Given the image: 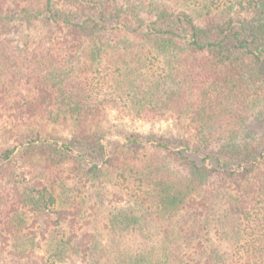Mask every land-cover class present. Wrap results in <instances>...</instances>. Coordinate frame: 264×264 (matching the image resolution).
Listing matches in <instances>:
<instances>
[{
  "label": "trees",
  "instance_id": "obj_1",
  "mask_svg": "<svg viewBox=\"0 0 264 264\" xmlns=\"http://www.w3.org/2000/svg\"><path fill=\"white\" fill-rule=\"evenodd\" d=\"M35 21L89 51L111 94L64 111L29 73L1 98L25 129L0 150V264H264V0H0V33ZM103 103L189 125L111 134Z\"/></svg>",
  "mask_w": 264,
  "mask_h": 264
},
{
  "label": "rangeland",
  "instance_id": "obj_2",
  "mask_svg": "<svg viewBox=\"0 0 264 264\" xmlns=\"http://www.w3.org/2000/svg\"><path fill=\"white\" fill-rule=\"evenodd\" d=\"M15 23V22H14ZM11 24L5 31L0 33V102L2 97L14 98L18 92L23 95L29 93V87H26L22 80H27L28 74L33 76L44 75L49 85V91L54 97L55 107L61 110H68L72 103L73 107L77 102H83L81 106L84 110L92 108L97 104L101 97L104 102L110 99V86L112 82L107 78L103 83L98 78V71L105 74V68L90 62L91 53L83 49L70 48H53L49 43V37L57 40L61 35H54L53 29L35 21L30 24ZM45 40V43L41 44ZM18 64L20 72L16 70ZM56 70L57 77H53V71ZM145 71V70H144ZM157 71V70H156ZM155 71V72H156ZM151 76L155 72L145 71ZM44 77V78H45ZM158 79L155 74L153 76ZM118 88L121 90L126 88L125 83H121ZM119 90V89H118ZM3 92V93H2ZM36 94V89L33 90ZM253 97H256L254 91ZM93 104V105H92ZM117 104L103 103L101 112L106 115L105 120H101L103 130L115 134L119 130L126 132H137L142 134H163L170 133L176 135L182 126L188 127L189 122L177 123L171 120H142L124 116L120 110L116 108ZM0 105V150L6 149L17 144L19 130L25 129L22 123L12 122L7 113H4ZM46 125V122H36L35 127L39 128ZM256 130L259 125L252 124L250 126ZM257 127V128H256ZM70 123L48 124L47 132L53 137L67 138L70 137ZM186 131V130H185ZM184 130L181 132L184 133ZM115 136V135H114ZM264 172V167L262 168ZM72 187H77L73 185ZM105 207H112L111 201H115V193L111 190L101 191ZM93 197L91 200H93ZM93 205V201H91ZM94 211V210H92ZM37 255H33L35 258ZM3 264H24L19 258H15L12 254L5 252L3 256Z\"/></svg>",
  "mask_w": 264,
  "mask_h": 264
}]
</instances>
